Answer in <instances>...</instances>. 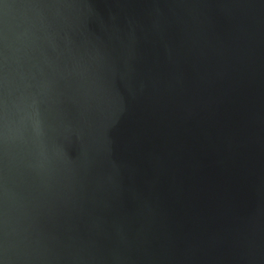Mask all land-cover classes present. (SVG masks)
Here are the masks:
<instances>
[{
	"label": "water",
	"instance_id": "1",
	"mask_svg": "<svg viewBox=\"0 0 264 264\" xmlns=\"http://www.w3.org/2000/svg\"><path fill=\"white\" fill-rule=\"evenodd\" d=\"M0 264H264V0H0Z\"/></svg>",
	"mask_w": 264,
	"mask_h": 264
}]
</instances>
